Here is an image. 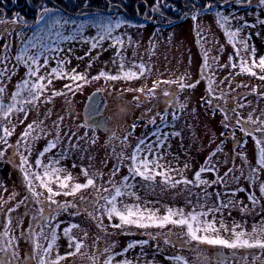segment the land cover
<instances>
[{
	"label": "rangeland",
	"instance_id": "1",
	"mask_svg": "<svg viewBox=\"0 0 264 264\" xmlns=\"http://www.w3.org/2000/svg\"><path fill=\"white\" fill-rule=\"evenodd\" d=\"M243 1L246 3L248 0H223L217 6L203 10L192 9L190 3L185 2V16L170 25L171 19L166 17L169 11L161 9L156 2L152 4L155 8L147 12L149 19L139 14L137 21L119 12L92 11L69 16L51 7L47 8L54 11L48 13L45 20L26 22V25L16 20H3L4 23L0 24V52H3L5 44L10 45V72L15 55L25 47L28 49L25 56L36 53L43 45L44 48L40 50L44 54L40 57V64L43 65L44 56L48 57V64L40 69L38 75H47L60 60H64L68 73L75 69L87 81H73L68 76L57 79L53 76L52 83L47 86L36 107L29 108L26 118L23 112L15 113L10 120L0 116L3 126H15L12 135L7 138L8 143L15 145L18 140L21 141L20 152L28 157L30 171L43 173V167L35 164L37 158L42 165L58 161L54 166L64 170L61 177L68 174L72 177L67 181L70 187L86 182L84 169L95 178L96 187L81 189L75 196H65L53 180L51 186L54 191H61L60 195L53 197L57 203L47 201L46 189L38 187L37 190L44 194L39 198L43 203L38 204L31 196L28 181L19 167V154L14 148H7L0 158V233L7 231L9 235L0 240V244L11 240V246L7 255L0 253V260L7 259L8 264H37L34 257L38 250L34 246L38 242L42 247H47L53 231L56 240L47 258L52 260L57 254L65 255L74 250V244L69 248L68 237L63 230L76 224L79 227L73 228L70 234L83 240L82 252L97 256L96 264H104L109 256L112 258L111 264H120L125 259L131 264H264V250L230 249L191 240L186 235V226L169 223L163 227L124 225L114 228V224L120 223L119 219L114 216L110 220L107 217L104 209L99 207V204L105 203L103 200L99 204L95 202L97 187L108 188L111 192L113 184L122 186L125 193L117 198L118 208L138 205L145 215L151 212L157 217L166 215L169 208L174 211L182 209L185 214L207 212L209 208L220 207L222 202L229 206L208 213L205 219L215 220L217 228L223 221L227 230L221 229L219 234L225 239L233 238L231 229L234 224L240 225L237 231L242 229L251 233L254 227L264 223V194L260 192L264 170L258 173V178L248 179L252 169L260 167L257 163L259 148L255 141L264 138V133L254 132V129L264 127L261 124L264 121V81L259 79L264 72L257 68V76L240 73V58L236 55L239 48L240 56L249 59V62L253 50L257 61L264 56V7L252 5L250 8L249 5L243 9L245 7L234 4ZM194 14L197 16L195 21L191 18ZM222 16L229 17L224 28L217 22ZM57 19L63 26L53 23ZM118 20L126 23L114 29L111 35L119 36L123 44L117 45L112 39L98 41V36L102 34L100 25L115 24ZM64 21L68 23L64 24ZM237 28L240 33L234 47L229 43L225 29L234 31ZM239 40L247 41V50L239 44ZM94 42H97L96 48L91 47ZM33 43L37 48L30 46ZM205 53L209 68L203 67ZM121 63L125 71L138 74L139 65L144 64L143 75L133 79H92L101 71L122 75ZM233 63L237 64L236 68L231 67ZM26 72L27 66L20 64L10 79L3 80L6 103L11 102V94L16 90L17 83L26 78ZM209 77L213 81L212 92L208 91ZM165 80L177 83H161L155 95L148 93L153 81ZM179 82L195 84V87L181 89ZM43 83L47 84V79ZM77 84L80 85L79 89ZM65 85H71L72 90L69 91ZM140 88L144 92L135 91ZM95 89L102 90L106 98L102 110L108 117L106 125L82 118L84 102ZM165 90L170 93L167 97L163 95ZM53 91L64 94L52 96ZM209 94L213 97L210 98ZM139 112L142 113L141 117L138 116ZM250 114L255 124L248 122ZM153 118L154 123L151 122ZM237 120H241L240 125H237ZM33 121L38 126H34L27 139L22 138L21 134ZM40 121L43 123L40 124ZM241 127L253 130V135L241 131ZM0 131L2 135V128ZM140 140L152 144L154 148L151 154L141 151L138 158L159 157L163 167L154 171H166L171 177L170 182H165L161 175L145 180L129 172L132 162L121 159L120 154L130 157ZM50 143L57 146L40 156ZM25 145H31L30 153ZM3 147L0 144V148ZM213 166L215 171L201 173V179L209 181V184L197 185L195 173L201 167ZM229 169L232 171L223 183H211L223 177ZM125 176L129 177L127 181L123 179ZM185 179L193 183L172 186V181ZM34 183L38 185L39 181ZM205 193L210 195L205 196ZM250 194H255L259 201L255 205L249 200ZM65 203L75 204V207H58ZM41 207H44L43 216L39 213ZM245 207L247 211H242ZM9 208L13 211L9 212ZM145 240L147 244L138 243ZM130 241L135 244L132 248H128ZM105 248L110 251L103 252ZM216 249L233 253L218 257L214 252ZM13 252L16 254L14 259L11 256ZM178 256L183 259H174ZM60 264L91 262L86 256L78 254L60 261Z\"/></svg>",
	"mask_w": 264,
	"mask_h": 264
},
{
	"label": "snow or ice",
	"instance_id": "2",
	"mask_svg": "<svg viewBox=\"0 0 264 264\" xmlns=\"http://www.w3.org/2000/svg\"><path fill=\"white\" fill-rule=\"evenodd\" d=\"M260 4H264V0H259ZM209 8L212 7L211 4L208 5ZM42 15L39 17L40 20H45L46 15L50 12H53L54 10L51 8H42ZM218 16H220V13H217ZM194 21L197 19V16L194 14L191 17ZM48 19H51V17H48ZM229 20L228 16H222L218 23H220V27L224 28L226 22ZM222 21V22H221ZM4 21L0 20V24H3ZM55 25H61V21L59 19L53 21ZM64 24H67L68 21H64ZM126 23V21L118 20L115 24H101L100 28L102 31V34L98 36V41H103L105 39H112L115 44L121 45L123 44L122 39L119 36L112 37V32L114 29H118L121 27L122 24ZM63 26V25H61ZM240 33V29L237 28L234 31H229L225 29V35L228 38L229 43H232L235 47V44L237 42V37ZM199 35V33H198ZM64 39H69V37H64ZM239 44L242 45V47L247 50L248 44L246 40H239ZM32 48H37L36 44L30 45ZM92 48L97 47V42L92 43ZM4 50L3 52H0V65H3L2 68H0V116H2L6 120H10V117L14 115L15 113L23 112L25 115V118L27 117L29 108L36 107L37 102L40 101L41 96L45 92L48 85L52 83L53 76L57 79L63 78L65 76H68L73 81L78 80H85L86 78L83 74L77 73L75 69L72 70L71 73H68L65 68L64 64L66 63L64 60H60L58 62L57 67L51 68L50 72L47 73V75H38L40 72V69L48 64V57L44 56V62L43 65L40 64V57L44 54L43 51L40 49H43L44 46L40 45L39 49L36 53L30 54L25 56V53H27L28 49L25 47L22 51H20L17 55H15L14 60L15 63L11 66V72L9 70L8 61L10 60L9 50L10 45L5 44L3 46ZM236 55L240 58L239 63V71L240 73H246L251 76H257L258 73L255 71V69H260L262 72H264V56L259 57L258 61L255 58L254 50L252 52L250 62L249 59H245L244 57L240 56V49L237 48ZM231 59V58H230ZM23 64L27 66V72H26V78L19 81L16 85V90L11 94L10 103H6L4 100L5 95V87L3 86V80L5 78L10 79L11 75L15 73V69L18 65ZM35 66V67H34ZM204 68H209L210 65L207 63V53H205V63L203 65ZM232 68H236L237 64L233 63L231 65ZM140 72L139 74L137 72L128 70H124V65L121 63V73L122 75H110L104 71H101L98 76L93 77L92 79H100L101 77H104L109 80H117V79H133L138 78V75H143V72L145 70L144 64L139 65ZM35 78V79H33ZM47 79V84L43 83ZM259 79L264 81V75H259ZM163 84H172L177 83V81L172 80H165V81H153V87L148 89V93L150 95H155V90L159 87V85ZM213 81L209 77L208 78V91L212 92ZM66 88L69 89V91L72 90L71 85H65ZM77 89H79L80 85H76ZM179 87L181 89L185 87H195V84H189L185 85L182 82H179ZM130 91L132 89H129ZM135 91L138 92H144L143 88L136 89ZM25 93L24 96L21 94ZM62 92L53 91L51 93L52 96L56 95H63ZM164 96H169L170 93L165 90L163 92ZM50 100V97L48 98ZM139 99V97H137ZM19 105V107H18ZM183 107V105H181ZM241 107H243L241 105ZM60 120H63V117L59 118ZM23 123V121H20ZM151 122H155L154 118ZM248 122L251 124H255L256 121L253 120L251 114L248 117ZM40 124L43 122L40 121ZM237 125L241 124V120L236 121ZM261 124H264V121H261ZM34 126H38V123L36 121H33L32 123H29L25 129V131L21 134L22 138L27 139L31 132L34 130ZM14 125L12 128L3 126L2 122H0V128H2L3 134L0 135V144L4 145L3 148H0V158L4 156V153L7 148H14L16 152L20 156V169L23 172V175L25 179L28 181L27 187L31 193V196L36 199V203L40 204L43 203L39 198L44 195L43 192H40L37 190V188H43L46 189L48 195L46 196L47 201H51V203L55 204L57 203L53 197L58 196L61 194V191H54L53 187L51 186L53 183V180L58 184L59 188L63 190V195L65 196H75L76 193L81 189H87L90 186L96 187L95 184V178L90 176L87 169L83 170V174L87 177L86 182L81 183H75L69 186L67 181L71 180L72 177L70 174L64 175L61 177V173L64 171L61 168L55 167L54 164L58 163V161L50 162L49 164L42 165V161L37 158L35 161V164L38 166L43 167V173L36 171H30L31 165L29 164L28 157L24 155L23 152H20V145L21 141L18 140L15 145H11L8 143L7 138L12 135V132L14 131ZM135 125H133V128ZM57 128H59V125H57ZM241 131H246L248 135H253V130L245 129L244 127H241ZM254 132L264 133V127H256L254 129ZM176 135H179V133H175ZM113 135H115L113 133ZM35 139V137H33ZM57 138H59V133H57ZM127 140V136L124 137V141ZM256 144L259 148L258 153V160L257 163L260 165L259 168L252 169V175L248 177L249 180L258 178V173L261 170H264V138H257ZM94 143V141H93ZM57 145L56 143H50L45 149L40 153V156H44V154L48 151H50L52 148H55ZM143 146V147H142ZM26 150L30 153L31 152V145H25ZM154 146L152 144H147L144 140H140L135 149L133 150V153L130 157H124L123 153L120 154L121 159H130L131 160V166L129 167V172L131 174H134L135 176H140L144 178L145 180H152L155 178V175H161L164 177L165 182H170L171 177H169L165 172H155V169L162 168L163 165L159 163V157L156 159H148L147 157L138 158V154L141 151L147 152L151 154L153 152ZM211 155H215V153H212ZM187 167V165H185ZM119 169H116L118 171ZM215 171V167H201L199 171L195 173V183L197 185H207L209 184V181L201 179V173L202 172H212ZM232 169H229L228 172L224 174L223 177H219L217 180L211 181L212 184L215 183H223L225 181V178L228 176L229 172H231ZM112 175H115V171L112 173ZM124 181H127L129 179L128 176H125ZM234 179H238L235 178ZM34 181H39V184L36 185ZM111 183V182H110ZM184 183V184H192L193 181L190 180H183V181H172V186H175L176 184ZM126 186V185H123ZM70 188V190H69ZM97 197L95 198V202L99 204L100 200H103L105 203L99 204V207L104 209L107 217L111 220L114 216L117 217L120 221V223L114 224V228H121L124 225H136L141 228H147L151 225H156L159 227H163L166 224H173V225H179V226H186V235L190 237L191 240L199 241L201 243H205L208 245H221L230 249H237V248H246V249H252V248H258L261 250H264V223H262L259 227H254L251 233H247L243 231L242 229L240 231H237V228H240V225L234 224L232 226V239H225L223 236H221L220 230H227L223 221H220V227H216V221L215 220H207L205 217H207L208 213L211 212H218L220 211V208H226L229 205L223 204L221 202L220 207L217 208H209L207 212H190L188 214H185L182 209L173 210L171 208L168 209L167 214L162 217H157L155 214L149 212L148 215H145L144 210H141L138 205H123L122 208L117 207V198L123 196L125 193L122 192V186H116L115 184L112 185V191L108 188L104 187H97ZM260 192L264 194V183L260 185ZM103 193H109L108 195H104ZM132 195H135L132 193ZM210 195L209 193H205V196ZM219 195V194H217ZM27 199V197L25 198ZM83 199V197H81ZM249 200L252 201V203L255 205L259 201L257 200L255 194L249 195ZM23 203V201H21ZM231 203V202H229ZM75 207V204L69 205L68 203H65L63 205H58L59 208L66 209L67 207ZM203 207V205H201ZM242 211H247V208L241 209ZM9 212L13 211V209L9 208ZM39 213L41 216L44 214V207H41L39 209ZM89 215H92V213H89ZM176 217V218H174ZM95 218V217H94ZM103 227V225H100ZM79 225L73 224L70 227L64 228V235L68 237L69 241V248L73 247L74 244V250L67 252L65 255H59L57 254L55 259L49 260L47 257L50 255L51 250L53 248V244L56 240V234L55 231L52 233V239L48 243L47 247H42L38 242L35 244L36 255L35 259L37 260V264H60V261L66 260L68 257H73L76 255L86 256L87 260L91 262V264H96L97 256L96 255H87L86 253L82 252V248H84V242L83 240H78L76 237L72 236L70 233L72 232L73 228H77ZM203 233V234H198ZM9 233L7 231L0 233V240H2L4 237H7ZM31 235V234H29ZM85 237L87 236V233H84ZM14 239V237H13ZM47 239V237H45ZM166 242L168 240L166 239ZM140 244H147L148 241H139ZM11 246V240H8L6 243L0 244V253H5L7 255L8 249ZM135 244L130 243L128 245V248L134 247ZM109 248H105L103 252L107 253L109 252ZM127 251V249H125ZM15 253H11L12 258H15ZM176 260H182V257H175ZM112 258L111 256L107 257L104 261V264H111ZM0 264H8L7 259L0 260ZM120 264H131L128 260H123L120 262ZM186 264V262H185Z\"/></svg>",
	"mask_w": 264,
	"mask_h": 264
},
{
	"label": "trees",
	"instance_id": "3",
	"mask_svg": "<svg viewBox=\"0 0 264 264\" xmlns=\"http://www.w3.org/2000/svg\"><path fill=\"white\" fill-rule=\"evenodd\" d=\"M40 1L41 3H39ZM52 1H55L59 9L69 16L83 15L92 11L106 13L105 9L108 6H111L108 13H112L116 9L113 4L115 2L121 4L128 13L136 11L135 4H138L139 9L142 11L144 6H150L156 2L159 3L158 6L161 9L169 11L170 15L178 16L183 11V3L185 2L190 3L192 9L203 10L209 4L212 7L217 6L223 0H0V15L6 12L7 15L11 14L18 22L30 23L35 21L36 17V14H34L36 11L32 6L36 5L35 9L44 6L55 8L56 6ZM92 7L94 8L91 9ZM122 15L125 16L124 13Z\"/></svg>",
	"mask_w": 264,
	"mask_h": 264
},
{
	"label": "flooded vegetation",
	"instance_id": "4",
	"mask_svg": "<svg viewBox=\"0 0 264 264\" xmlns=\"http://www.w3.org/2000/svg\"><path fill=\"white\" fill-rule=\"evenodd\" d=\"M248 1H250V2H248ZM246 3H247V6L245 7V8H243V9H246V8H248V6L251 8L252 7V5L254 6H257V7H260V8H262V6L264 7V4H260L259 3V0H248ZM244 2V1H243ZM39 3H41V1L39 2ZM52 3L53 4H55V8L54 7H51V8H53V9H55V10H59V11H61L60 9H59V6H58V4L55 2V1H52ZM237 3H239V2H235L234 4H236V6H238L237 5ZM245 3V2H244ZM114 4V7L116 8L113 12H119V14L122 12V13H124L125 14V16L124 17H128L129 19H131V20H134V21H137V20H139L138 18H137V16L139 15V14H142L144 17H146V19H149V17H147V12H149V11H151V10H153V5H151V6H148V5H146V6H144V8H143V10L141 11L140 9H139V7H138V4H135V7H136V11L134 12V14L133 13H131V12H127V11H125V9L122 7V5L121 4H118V3H113ZM185 6V5H184ZM35 7H36V5H34V6H32V8H34V10L36 11L34 14H36V17H35V21L34 22H36L38 19H39V17L41 16V10H42V8H47V7H39V8H37V9H35ZM94 7H92L91 9H93ZM151 8V9H150ZM155 8V7H154ZM110 9H111V6H108L106 9H105V11H106V13H108L109 11H110ZM263 9V8H262ZM102 10V9H101ZM112 12V13H113ZM182 13H183V15H182ZM185 14H186V11H182L178 16H173V15H170V14H167L166 15V17L168 18V19H171V21L169 22V25L170 24H175V23H177V21H179V20H182L183 19V16H185ZM135 15H136V17H135ZM0 20H8V21H13V20H15V18L11 15V14H9V15H7V13L6 12H3L2 13V15H0ZM17 21V20H16ZM176 21V22H175ZM18 22V21H17ZM19 24H21V25H23V24H25L26 25V23H23V22H18ZM209 96H210V98L211 97H213L211 94H209ZM137 100H139V99H137ZM104 114H103V112L102 113H100V114H98V115H96V116H94L93 118H91V119H93L94 121H99V118L101 117V116H103ZM138 116L139 117H141L142 116V113L141 112H139L138 113ZM107 120H108V117H107ZM218 250H220V249H216L214 252H215V254L217 255V251ZM221 251H223V250H221ZM232 253H233V251H228V252H225V257L226 256H230V255H232ZM218 256V255H217ZM219 257V256H218Z\"/></svg>",
	"mask_w": 264,
	"mask_h": 264
},
{
	"label": "water",
	"instance_id": "5",
	"mask_svg": "<svg viewBox=\"0 0 264 264\" xmlns=\"http://www.w3.org/2000/svg\"><path fill=\"white\" fill-rule=\"evenodd\" d=\"M238 7H246L247 4L244 2L237 3ZM106 103L105 95L103 94L102 90L95 89L89 93L87 96L83 108H82V118L83 120H89L93 118L94 116L100 114L103 110V107ZM99 124L100 125H106L107 124V116L103 115L99 118ZM217 255L219 257L225 256V252L218 250Z\"/></svg>",
	"mask_w": 264,
	"mask_h": 264
}]
</instances>
